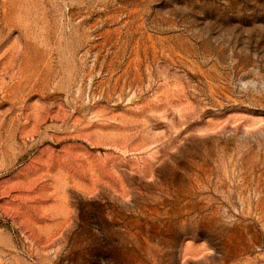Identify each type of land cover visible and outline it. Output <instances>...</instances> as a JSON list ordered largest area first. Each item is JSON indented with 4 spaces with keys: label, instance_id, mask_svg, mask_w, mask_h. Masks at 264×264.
<instances>
[{
    "label": "rangeland",
    "instance_id": "374dc122",
    "mask_svg": "<svg viewBox=\"0 0 264 264\" xmlns=\"http://www.w3.org/2000/svg\"><path fill=\"white\" fill-rule=\"evenodd\" d=\"M0 264H264V0H0Z\"/></svg>",
    "mask_w": 264,
    "mask_h": 264
}]
</instances>
